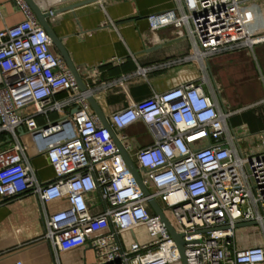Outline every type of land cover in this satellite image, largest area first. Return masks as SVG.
I'll return each mask as SVG.
<instances>
[{"label":"built area","instance_id":"1","mask_svg":"<svg viewBox=\"0 0 264 264\" xmlns=\"http://www.w3.org/2000/svg\"><path fill=\"white\" fill-rule=\"evenodd\" d=\"M14 1L24 19L0 29V131L14 134L24 126L55 176L36 178L14 134L16 142L0 151V202L23 193L44 205L65 201L46 215L43 238L59 251L89 245L96 256L91 264H181L176 241L148 199L181 234L187 264H264V151L249 154L241 147L229 125L232 112L207 90V77L153 91L106 118L127 152L130 138L122 130L137 121L149 130L151 143L128 153L145 195L30 6ZM242 1L173 0L146 21L151 35L172 27L187 36L192 52L185 59L204 67L223 49L264 41V31L253 39ZM52 112L59 117L37 122L36 115ZM140 226L147 242L134 234ZM244 227L261 242L238 246L235 230ZM125 232L134 237L126 246Z\"/></svg>","mask_w":264,"mask_h":264},{"label":"crops","instance_id":"2","mask_svg":"<svg viewBox=\"0 0 264 264\" xmlns=\"http://www.w3.org/2000/svg\"><path fill=\"white\" fill-rule=\"evenodd\" d=\"M34 1L46 12L82 0ZM172 5L173 0H95L50 15L47 20L105 118L113 111L150 96L153 91H164L174 85L207 77V90L213 89L222 104L232 112L229 125L235 131L240 129L242 138L248 134L260 136L264 132L262 76L254 77L259 84L257 89L246 90L244 87L252 78L249 74L255 72L254 61L264 64V41L256 40L251 46L241 44L237 48L223 49L208 56L203 67L195 60L185 59L192 52V44L187 36L179 35L172 27L150 34L146 16ZM240 6L247 16L252 37L256 39L264 31V0H243ZM23 19L24 14L14 0H0V29ZM54 51L61 57L55 46ZM94 68L97 74L91 73ZM252 82L250 80L251 85ZM243 95L248 99L241 98ZM63 96V93H58L56 98ZM87 110L93 113L90 104ZM58 117L57 113L52 112L47 118L36 115V120L43 124L47 119ZM122 131L130 138L128 153L131 155L139 146L152 141L149 130L141 121ZM14 134L24 146L25 162L33 169L36 178L40 182L52 181L54 170L46 156L36 151L25 127L16 128ZM14 134L0 131V151L16 142ZM261 140L263 146L260 148L264 149V137ZM90 198L96 201L95 194H91ZM65 206L63 200H52L44 205L36 195L30 193L1 201L0 264H14L19 259L24 264H48L54 261L60 264L95 263L96 256L89 245L59 251L43 238L46 215ZM100 208L94 206L92 212H99ZM240 229L244 232L241 237L248 238L245 245L261 242V238H256L257 235L249 228ZM134 234L139 241H148L142 226L135 228ZM238 237L236 235V242ZM132 238L130 232H125L121 242L126 246Z\"/></svg>","mask_w":264,"mask_h":264},{"label":"water","instance_id":"3","mask_svg":"<svg viewBox=\"0 0 264 264\" xmlns=\"http://www.w3.org/2000/svg\"><path fill=\"white\" fill-rule=\"evenodd\" d=\"M25 1L27 2L28 6H30L32 12H34V14H35L38 22L40 23V25L48 33L51 43L57 48V50L60 53L61 57L63 58L64 62L67 63L70 71L72 72V74L74 76V79L76 80V82L78 84L79 90L86 93L85 97H86L88 103L90 104L93 113L98 116V118L101 121V124H103L108 129V131H110L112 140H113L116 148L119 149V152L122 154V157L126 163V166H128L131 174L133 175L135 182L138 184V186L142 190L143 194L147 195L148 190L145 187L144 183H142V180H141V177L139 174V170L137 169L136 166H134L128 152L126 151L125 148H123L122 144L119 142V140L116 136V132L113 131L109 127V124L105 118V115L101 112L100 108L98 107L97 102H96L95 98L93 97L92 93L89 91L88 86L86 85L84 80H81V78L79 77L73 63H71V61L69 59L67 51L61 45L60 40L55 35L54 31L50 28L49 22L47 20V18L51 15L50 12H48V10L46 12L41 10L39 5L34 0H25ZM92 1H95V0H82L81 2H77V3L70 4L68 6H64V8H62V9L54 10V11L52 10V12H53V14H55V13L64 11L66 9H72L76 6L83 4V3L92 2ZM148 200H149L148 202H149L151 209L154 212V214L160 218L162 223L165 225V227L167 228L169 233L172 235V237L176 241L177 249L180 252L181 264H187L185 254L183 251L184 241L182 240L181 234H178L176 231H174V229L171 226V224L169 223L168 219L164 216L163 211H162L160 205L158 204V202H156L153 199H148ZM247 223L254 224V222H247Z\"/></svg>","mask_w":264,"mask_h":264},{"label":"rangeland","instance_id":"4","mask_svg":"<svg viewBox=\"0 0 264 264\" xmlns=\"http://www.w3.org/2000/svg\"><path fill=\"white\" fill-rule=\"evenodd\" d=\"M256 49H257V46L255 48V51H256ZM256 55H257V53H256ZM254 63H255V72H252L249 74V75H252L253 80H252V78H250V80L253 82H252V85L250 84V80L247 82V84L244 87V89H246V90L257 89L259 84H258V82L256 83L254 81V77H256V75H259L260 77L262 76V78H263V75H264V64L261 62L256 64L255 61H254ZM260 71L262 72L263 75H261ZM262 78H261V87L264 89V80ZM245 97L246 96H244V95L241 96V98L248 99V96L246 98ZM236 134L239 137H241L239 144L247 153L252 154V153H259L261 151H264V149L260 148V146H263V144H261L262 143L261 137H264V132L260 133V136L248 134L242 138L243 132L240 129H238L236 131ZM167 215H168V211H167ZM241 230H243V229L236 228V230H235V232L237 233L236 235H239V237L237 239L238 240L237 245L238 246H245L246 240L248 238L247 237H245V238L241 237V236H244V232ZM251 232H252V230H251ZM256 238L260 239L259 236H256Z\"/></svg>","mask_w":264,"mask_h":264}]
</instances>
